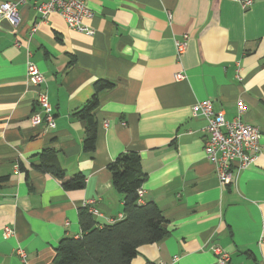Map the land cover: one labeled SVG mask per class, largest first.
<instances>
[{"label":"crops","instance_id":"1","mask_svg":"<svg viewBox=\"0 0 264 264\" xmlns=\"http://www.w3.org/2000/svg\"><path fill=\"white\" fill-rule=\"evenodd\" d=\"M2 1L18 2L20 19L0 18V176H9L0 187V264H55L59 241L81 234L86 202L101 224L124 218L108 164L127 150L141 155L147 174L142 203L155 202L168 221L167 235L141 246L131 264H218L216 245L230 253L228 264H264V152L221 186L204 151L206 120L192 116L196 102L211 99L232 119L241 99L242 119L264 144V0L245 8L237 0H87L92 35L60 13L42 20L40 0ZM183 33L190 37L178 58L175 38ZM16 38L45 75L53 129L32 124L38 88ZM99 79L114 86L100 93L90 155L76 111ZM47 155L64 179L36 169ZM78 173L85 186L65 189ZM5 226L14 235L5 238Z\"/></svg>","mask_w":264,"mask_h":264},{"label":"trees","instance_id":"2","mask_svg":"<svg viewBox=\"0 0 264 264\" xmlns=\"http://www.w3.org/2000/svg\"><path fill=\"white\" fill-rule=\"evenodd\" d=\"M94 93L86 104L76 111L84 122L83 150L94 154L97 136L95 110L100 103V93L114 86V82L99 79L94 82ZM36 169L52 173L60 179L65 172L47 155ZM114 189L123 197L124 218L101 224L86 207L79 210L81 234L64 237L55 247V264H131L138 249L157 243L168 233V221L153 201L139 202L138 189L143 186L147 174L138 152L127 150L108 164ZM9 176H0V187ZM67 190L82 189L85 175L78 173L64 180Z\"/></svg>","mask_w":264,"mask_h":264},{"label":"built area","instance_id":"3","mask_svg":"<svg viewBox=\"0 0 264 264\" xmlns=\"http://www.w3.org/2000/svg\"><path fill=\"white\" fill-rule=\"evenodd\" d=\"M237 1L244 8L253 3V0ZM35 8L38 10L42 20L47 19L52 13H60L70 28L87 35L94 33V29L85 23V20L91 18L94 14L87 4V0H40L35 4ZM18 12V2H0V18L7 17L13 23H18L20 19ZM169 17L172 20L171 13H169ZM32 30L34 31L35 27ZM189 37V33H183L175 38L178 58L186 50ZM14 44L24 49L27 58V79L38 88L36 104L39 109L31 115L32 124L35 126L44 125L48 129H53L56 127V117L53 104L50 100L45 75L32 59L33 53L29 46L25 45L20 38H16ZM184 76L183 72L175 74L176 79H182ZM238 109V115L232 119H228L223 112L217 111L214 108L211 99L198 101L192 106V116L203 117L206 120L204 151L207 159L215 165L216 176L221 186L232 184L240 171L255 162L260 154L264 152V144L261 143V131L244 121L241 117V114L245 110V105L241 99L238 100ZM138 194L139 202L142 203L144 195L143 187L138 189ZM90 203H84L83 207H86L94 216L100 215L96 208L89 206ZM14 233L15 230L10 226H5L3 229L5 238L14 235ZM261 242L264 243V235L261 237ZM212 251L216 255L218 264H228L230 261V253L228 251L218 245L213 246ZM16 252L23 259L26 258L23 248L18 247ZM176 259L177 257L174 258V260ZM153 264L168 263L160 261Z\"/></svg>","mask_w":264,"mask_h":264}]
</instances>
